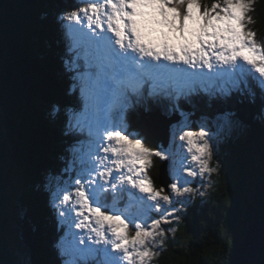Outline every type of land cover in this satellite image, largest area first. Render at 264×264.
Returning <instances> with one entry per match:
<instances>
[{
	"label": "trees",
	"instance_id": "trees-1",
	"mask_svg": "<svg viewBox=\"0 0 264 264\" xmlns=\"http://www.w3.org/2000/svg\"><path fill=\"white\" fill-rule=\"evenodd\" d=\"M213 2L201 0L202 6ZM77 5V0H0V264H24L9 242L15 226L9 211L13 177L19 187L22 239L31 251L28 264H72L65 245L66 217L55 206L59 201L54 203L46 176L74 169L75 153L90 143L87 128L77 126L86 105L85 85L77 77L89 66L79 49L70 51L66 25L72 22L61 19ZM252 8L249 27L264 38V0H254ZM246 77L247 85L222 97L193 96L181 102L182 113L193 109L198 118L203 112L214 117L218 111L236 117L250 137L234 134L224 142L213 189L178 218L176 232L167 237L156 264H229L248 225L264 218V88ZM153 105L151 113L162 110L159 101ZM146 110H136L131 127L145 137L148 147L161 148L164 144L142 123ZM254 155L261 157L260 164ZM163 162L154 160L157 187H162Z\"/></svg>",
	"mask_w": 264,
	"mask_h": 264
},
{
	"label": "snow or ice",
	"instance_id": "snow-or-ice-1",
	"mask_svg": "<svg viewBox=\"0 0 264 264\" xmlns=\"http://www.w3.org/2000/svg\"><path fill=\"white\" fill-rule=\"evenodd\" d=\"M253 3L214 0L208 7L202 6L201 0H83L76 11L61 17L75 21V25H66L72 40L70 51L86 46L94 54L95 63L90 66L97 69L95 75L78 74L88 103L77 117V126L89 118L93 105L104 113L94 128L90 125L89 133L95 137L93 151L103 155L90 153L88 167L73 181L75 186L70 191L58 186L53 193L54 203L59 201L55 206H68L61 210V217L74 212L75 228L87 230L78 237V244L84 247L76 249L85 261L103 251L104 264H149L156 255L157 237L165 234L162 222L168 223V216L176 211L172 208L160 219L148 222L105 203L109 192L115 201L116 194L125 189H138L144 194L139 201L153 202L147 207L156 211H161V201H173L163 187H154L148 175L152 157L164 159L165 153L148 147L142 138L132 139L125 134V126L111 119L113 109L129 106L128 90L139 94L145 79L153 82L149 95H170L166 90L174 87L177 99L184 94L183 87L198 77L226 76L232 87L239 89L241 83L247 84L245 77L251 76L264 88V42L247 27L254 22L248 15ZM165 27L173 34L179 33L175 43L169 42ZM151 31L163 32L164 38L152 43L146 39ZM205 68L207 72L202 71ZM175 110L179 111L178 105ZM180 127L187 128L186 118ZM179 139L186 141L182 147L200 166L199 173L192 167H184L183 172L195 177L215 170L209 168L212 146L204 126L198 131H182ZM181 184L187 185L188 181L178 172L177 180L169 185L171 193L183 196L194 191ZM92 244L104 247L96 249Z\"/></svg>",
	"mask_w": 264,
	"mask_h": 264
},
{
	"label": "rangeland",
	"instance_id": "rangeland-1",
	"mask_svg": "<svg viewBox=\"0 0 264 264\" xmlns=\"http://www.w3.org/2000/svg\"><path fill=\"white\" fill-rule=\"evenodd\" d=\"M77 9L78 7H76L73 11H76ZM68 13H71V12H68ZM252 14L253 13L251 10L248 13V15L252 17ZM249 24H247V27L250 29ZM163 32H166L168 34L169 42H172V43L176 42L175 37L179 35L178 32L173 34L172 32H169L166 27L163 29ZM163 32L151 31L148 33V36L146 37V39L151 40L152 43H159V41L164 38ZM256 39L258 41L264 42V38H262L258 33H256ZM190 71L199 72L201 70L200 69H190ZM202 71L207 72L208 70L205 68ZM194 81L200 82L202 84H208V85H211V84L213 85L214 81L215 82L218 81L219 84L223 86V90H224V86H226L225 89H227V91L229 92H230V89L232 88V86H230L232 84L228 81V77L226 76L225 77H213L211 79L208 77L193 78V82L190 85H192ZM253 81L258 83L256 79H253ZM181 83L183 85V82ZM190 85H187L184 87H189ZM189 88H191V86ZM189 88L186 91H188ZM223 90H221V92ZM167 99H169L168 96H167ZM127 109H128V106L125 108L113 109L112 114H111L112 121L114 122L118 121L122 123L126 128L125 134H130V137L132 139L142 138L145 144V139H144L145 137L141 135L139 131L131 127L129 123V117L126 116ZM177 112H179L178 117H180V120L176 123H173L170 126L171 136H170L168 146L165 147L162 145L163 147L161 146V148H156V149L161 150L165 153L166 158H164L163 160L167 163L166 164L167 165L166 166L167 167L166 168V174H167L166 178L169 181V185L177 180V173L179 172L182 176V179L188 181L187 185L181 184V186H189L192 189H194V191L191 193H186L183 196H175L173 193H171L170 187H168L169 191L168 192L165 191V192L173 196V201L171 204H165L164 202L161 201L160 202L162 204L161 211H156L155 208L147 207V205L153 203L151 201H144V202L139 201L138 198L144 196V194L140 193L138 189H125L124 191L118 192L116 194L118 196V199H116L115 201H113L112 193L109 192L106 195V200H105V203L107 205L113 206L116 209L126 210L129 214L133 215L136 218L143 217V219L147 220L148 222H150L152 219H160L161 215L165 214L166 212L171 211L172 208H175L176 211L172 215L168 216L169 222L168 223L162 222L161 224V227L164 229L165 234L162 237H157V246L156 248H154L156 255L153 258H151L149 264H156L155 261H158V258L162 252L161 250L165 246L167 237H171L176 232L178 218H181L184 215V212L188 210V207L192 204V202H194L197 199V197L202 198V196L204 197L205 195L209 194V192L213 189V185H215L213 173L216 172L218 169V166L220 163L219 153H220V149L222 148V145L224 144V142H226L227 140H231L232 139L231 137L234 134L241 136L242 139L244 140H248L250 137L248 134L249 132L248 128L244 126L236 117L228 116V113L224 111L216 112L214 117H211V115L204 114L203 112L202 114H200L202 116L201 118L195 117L194 116L195 112H193L192 110L187 111L188 113L183 114V115H181L183 111L181 112L177 111ZM173 113L175 116V112ZM89 115L91 118H89L88 120H85L84 124H87L88 123L87 121H89V123L91 124L93 128L95 127L97 119H103L104 117L103 111L98 110L96 106H94V112L92 113L89 112ZM0 117H1V113H0ZM155 117L156 115H154V119ZM185 118L187 120V128H182L180 127V125L185 120ZM201 126H204L206 131H208L209 133V142L212 146V156H211V159L209 160V168L215 169V170L205 171L202 175L198 174L197 176L192 177V176H189L186 172H183V168L192 167L194 170H196L199 173L200 166L197 164V162L191 161V154L187 153L186 147H182V145L186 144V141H181L179 139V136L182 134V131L184 130L198 131ZM101 143L103 142L101 141ZM94 144H95V139L90 145L89 144L83 145L79 149V154L75 153V159H77V161H75L76 167L74 169L68 168L66 171V174H63V175L49 174L46 176V181L48 183V187L51 188L52 196H53V193L56 192L58 186L66 187L69 191L71 190L72 187L75 186L73 184V181L79 178L78 174H80L85 167H88L87 161H88L90 153L92 155H96V154L103 155V153H95L93 151ZM157 157L158 156L152 157V165L148 169V175L151 177L152 182H153L152 174L153 173L155 174L154 160ZM254 158L258 164L261 163L262 161L261 157L254 155ZM11 160H14V159L12 156H9V163L11 166H13L15 170L16 168L15 162H11ZM16 183H18L17 177L16 179L15 177H13L12 186H11V190L13 192L10 194V196L12 197V201H11V207L9 208V211L10 213H12L11 219L15 226L13 227L12 230H10L9 242H10V245L13 247V250L16 256H18V258L22 260L24 264H28V262L31 261L30 259L31 251L30 249L27 248V246L25 245L22 239V233H21L22 232V228H21V213L22 212H21L20 205H19V193H18L19 187L17 186L18 184L16 185ZM154 187L156 189L161 188V187H157L156 185H154ZM129 191L131 192V198L129 196ZM67 207H68L67 205H64V206L57 207V209L60 208L62 210ZM105 210H108V209L106 208ZM65 217H66V225H68V229L71 227L70 236H71V241H72L70 244L66 242L65 245L70 247V258L72 262L75 261V264H81L79 263V261H76L80 254L79 252H77L76 249L78 247L82 248L84 247V245L78 244V237L79 235L83 234L87 230L75 228L74 222H76V218H75L74 212H71V213L66 212ZM171 222L173 223L177 222V223L172 224ZM62 241H65V240L62 239L61 242ZM86 243H90V242L86 241ZM91 247L96 248V249H103L104 245L92 244ZM88 259L97 264H104L105 256H104L103 251H97L94 257L89 256Z\"/></svg>",
	"mask_w": 264,
	"mask_h": 264
},
{
	"label": "water",
	"instance_id": "water-1",
	"mask_svg": "<svg viewBox=\"0 0 264 264\" xmlns=\"http://www.w3.org/2000/svg\"><path fill=\"white\" fill-rule=\"evenodd\" d=\"M151 113V116L141 117L147 132L154 139L168 146L170 139V126L180 120L178 116L166 117L160 113ZM196 115V114H195ZM134 118H131V121ZM131 125V123H130ZM164 161L160 168V184L169 191V181L166 178V165ZM229 264H264V218L253 220L247 228L242 241L236 246Z\"/></svg>",
	"mask_w": 264,
	"mask_h": 264
},
{
	"label": "bare ground",
	"instance_id": "bare-ground-1",
	"mask_svg": "<svg viewBox=\"0 0 264 264\" xmlns=\"http://www.w3.org/2000/svg\"><path fill=\"white\" fill-rule=\"evenodd\" d=\"M79 49V51H80V56L81 57H84V58H86L87 59V61H88V66H89V68L87 69V70H94V71H97V69L94 67V66H90V64H94L95 63V60H94V54L92 53V52H90L89 50H88V48L86 47V46H82V47H80V48H78ZM78 49H76V50H78ZM165 63H167V62H165ZM186 67V66H185ZM250 78H252L251 76H249ZM246 79V78H245ZM253 79V78H252ZM145 80H147V79H145ZM242 84V83H241ZM196 85L197 86H203V85H200V84H194V86H195V88H196ZM247 85V84H246ZM150 86H153L152 84H150ZM143 87V85L140 87V88H142ZM208 87H209V90H207L206 92H208V91H211V92H215V90L216 91H218L219 93H225V87H224V90H223V86H221L220 84H219V82L218 81H214L213 82V85L211 84V85H208ZM200 89V91H202V87L201 88H199ZM221 90H223L222 92H221ZM227 90V89H226ZM168 92V91H167ZM202 93V92H201ZM226 93H230L229 91H227ZM132 94H133V92H129V93H127V97H128V104H129V106L132 108V107H134L135 105H133V104H131V99H130V97H132L133 98V96H132ZM203 95H204V93H202ZM170 95H172V93H170ZM169 94H166V93H162V100H160L159 101V104L161 105L160 107L162 108V110L161 111H157V112H154L155 113V115H156V113H160L161 115H162V112H165V111H167V109H168V102H169V99H167V96H170ZM176 108V107H175ZM190 110V109H189ZM146 116H151V113L149 114V115H146Z\"/></svg>",
	"mask_w": 264,
	"mask_h": 264
}]
</instances>
